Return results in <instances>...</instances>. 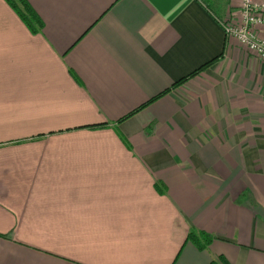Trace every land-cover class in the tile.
Listing matches in <instances>:
<instances>
[{
	"label": "crops",
	"instance_id": "1",
	"mask_svg": "<svg viewBox=\"0 0 264 264\" xmlns=\"http://www.w3.org/2000/svg\"><path fill=\"white\" fill-rule=\"evenodd\" d=\"M27 2L37 34L0 0V264H264V61L224 28L242 0Z\"/></svg>",
	"mask_w": 264,
	"mask_h": 264
},
{
	"label": "built area",
	"instance_id": "2",
	"mask_svg": "<svg viewBox=\"0 0 264 264\" xmlns=\"http://www.w3.org/2000/svg\"><path fill=\"white\" fill-rule=\"evenodd\" d=\"M241 5L238 18L224 25L226 34L264 61V40L256 30L258 26L264 27V0H242Z\"/></svg>",
	"mask_w": 264,
	"mask_h": 264
},
{
	"label": "trees",
	"instance_id": "3",
	"mask_svg": "<svg viewBox=\"0 0 264 264\" xmlns=\"http://www.w3.org/2000/svg\"><path fill=\"white\" fill-rule=\"evenodd\" d=\"M8 4L16 11L18 16L22 19V21L26 24V26L29 28V30L33 34H37L42 28L43 23L40 19V17L34 12L32 7L29 5L27 0H6ZM210 64L205 65L204 67L198 69L188 77H185L184 79H181L179 82L175 83L174 87L182 85L186 83L190 78L196 76L201 72L203 69L208 67ZM167 92V91H166ZM155 100V99H154ZM153 102L150 101V103ZM147 104L143 105L139 109L133 111L130 113L127 117H125L122 120L127 119L128 117L132 116L133 114L139 112L141 109H143ZM158 192L161 194L165 193V188L162 185H157ZM214 240V237L204 231L192 229L190 230L187 241L191 242L198 250L205 251L208 250L209 246L212 244ZM212 264H230L228 260L225 257H218L214 259Z\"/></svg>",
	"mask_w": 264,
	"mask_h": 264
}]
</instances>
